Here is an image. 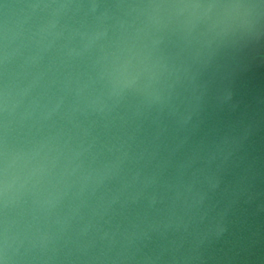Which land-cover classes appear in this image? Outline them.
Masks as SVG:
<instances>
[{"label": "water", "instance_id": "1", "mask_svg": "<svg viewBox=\"0 0 264 264\" xmlns=\"http://www.w3.org/2000/svg\"><path fill=\"white\" fill-rule=\"evenodd\" d=\"M0 264H264V0H0Z\"/></svg>", "mask_w": 264, "mask_h": 264}]
</instances>
